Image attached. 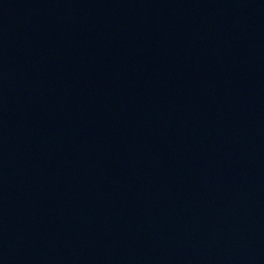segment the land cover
<instances>
[{
	"label": "water",
	"instance_id": "95a60500",
	"mask_svg": "<svg viewBox=\"0 0 264 264\" xmlns=\"http://www.w3.org/2000/svg\"><path fill=\"white\" fill-rule=\"evenodd\" d=\"M0 264H264V0H0Z\"/></svg>",
	"mask_w": 264,
	"mask_h": 264
}]
</instances>
